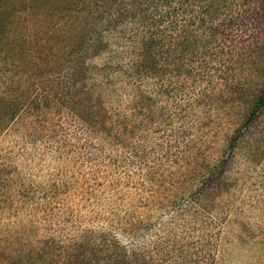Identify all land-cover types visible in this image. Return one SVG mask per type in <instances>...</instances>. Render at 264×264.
I'll return each mask as SVG.
<instances>
[{"label": "rangeland", "instance_id": "obj_1", "mask_svg": "<svg viewBox=\"0 0 264 264\" xmlns=\"http://www.w3.org/2000/svg\"><path fill=\"white\" fill-rule=\"evenodd\" d=\"M25 2L34 18L5 2L0 18V93L11 77L37 101L0 131V264H103L107 234L151 264H264V108L242 125L264 84V0L227 9L238 49L202 94L172 73L128 82L131 11L88 57L93 0Z\"/></svg>", "mask_w": 264, "mask_h": 264}, {"label": "trees", "instance_id": "obj_2", "mask_svg": "<svg viewBox=\"0 0 264 264\" xmlns=\"http://www.w3.org/2000/svg\"><path fill=\"white\" fill-rule=\"evenodd\" d=\"M16 1L22 3L18 10H16ZM4 2L5 8L11 4L12 18H20L22 11H28L25 14L27 18V15L30 16L31 11H34L24 4L25 0H0V18L4 14ZM258 2L259 0H133L132 4H129L128 0H93L84 16L89 27L86 33L85 51L88 52V57H95L97 53L103 52L108 47L106 39L108 36L104 31L109 32L115 28L123 13L131 11L129 19L133 21L130 25L138 24L137 34L141 33V40L134 48L132 54L134 59L132 64L130 63V68H124L129 70L128 82L132 80L134 85H137L136 83H141L148 76L161 77L172 73L178 79H183V83L187 84L190 90L195 92L194 94H202L203 91L207 93L206 81L203 82V78H209V82L216 81L217 84H223L227 79L226 75L228 76L226 55L238 49L237 42L233 41L234 45L232 40H229L231 37L228 34V25H237L236 18H233L232 13L227 9L250 8ZM242 13L245 14V10H242ZM32 14L34 16L30 17L34 18L36 14L34 12ZM105 14H108V17L103 19L102 15ZM220 15L231 22L227 23L223 20L216 24L215 21ZM10 25L5 21L2 30L6 26L8 32ZM22 25L24 26V23ZM233 38L236 39L238 36ZM7 43L5 37V45ZM109 64L112 65L110 62ZM162 65L167 66L168 70ZM8 78H5V90L0 93V131L12 125L23 114L24 108L30 104H37L35 96L34 98L23 96L19 84L11 77ZM136 88L139 89L138 86ZM198 89L200 91L197 93ZM263 108L264 84L245 115L243 128L248 127ZM232 136L231 148L239 137V131H235ZM211 179H206L205 185H208ZM98 243L99 251H104L105 254L103 264H151L149 252L145 253L144 248L138 247L137 244L126 246L108 234L106 237L103 235Z\"/></svg>", "mask_w": 264, "mask_h": 264}]
</instances>
